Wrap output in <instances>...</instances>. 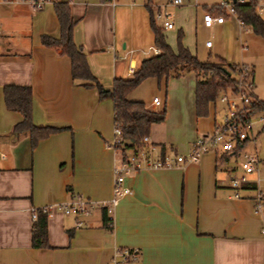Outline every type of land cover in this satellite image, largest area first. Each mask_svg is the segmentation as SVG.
Returning <instances> with one entry per match:
<instances>
[{"label":"crops","instance_id":"0c3cea01","mask_svg":"<svg viewBox=\"0 0 264 264\" xmlns=\"http://www.w3.org/2000/svg\"><path fill=\"white\" fill-rule=\"evenodd\" d=\"M68 2L75 19L73 42L104 88H110L114 77L129 76L152 54L148 7L154 16L159 6L169 12L171 28L175 23L181 36L185 18L195 30L213 26L217 39L209 47L200 42L196 57L203 60L206 53L207 60L219 56L247 64L251 93L258 97L252 64L243 56H231L235 47L242 55H248L244 52L251 45L264 50V39L233 14L224 13L221 23L205 26L202 14H220L218 0H182L176 5L166 0ZM155 24L162 31L171 29ZM0 28V264H108L116 247L137 248L136 257L124 264H264V212L252 211V191L232 195L216 150L196 161L130 171L124 177L130 192L118 198L110 228L102 225L99 206L80 216L76 225L75 217L52 205L46 214L47 246L33 247L32 210L73 196L109 198L120 150L105 144L114 127L112 100L71 76L69 57L60 45L41 42L42 35L59 34L51 0L40 8L27 0H0ZM10 83L30 87L34 124L62 128L33 146L27 133L12 132L21 115L3 103L2 86ZM193 89L194 74L188 71L166 79L145 77L126 93L148 109L165 108L164 119L151 124L147 134L153 158L186 154L194 138L219 120L224 108L215 101L208 102L206 114L195 115ZM153 96L160 98L158 106H152Z\"/></svg>","mask_w":264,"mask_h":264},{"label":"trees","instance_id":"16d2710c","mask_svg":"<svg viewBox=\"0 0 264 264\" xmlns=\"http://www.w3.org/2000/svg\"><path fill=\"white\" fill-rule=\"evenodd\" d=\"M52 8L59 26L57 37L41 36L46 45H60V51L70 60V74L74 78L86 80L85 85H93L99 97L112 100L113 124L120 130L123 147L139 144L142 136L147 135L153 123L164 119L165 108L152 110L144 106L141 100H131L126 93L148 76L177 77L185 72L194 74V112L196 116L206 114L209 101H215L218 93L231 87L234 83V70L237 63H230L216 56L215 60H199L195 54L181 42V33L176 34V47L172 48L166 41L162 27L155 24L152 9L149 10V25L153 33V44L159 53L142 58L127 77H114L110 88H104L90 73L85 55L80 47L73 42L72 28L75 19L70 14L68 0H51ZM256 0L233 3V14L243 24L249 25L253 33L264 39V19L255 12ZM147 5V4H146ZM148 6V5H147ZM220 8V7H219ZM224 14L222 8L217 12ZM251 94L249 115L264 109V100ZM2 98L6 108L15 110L21 115L13 123L12 132L27 133L30 146L48 133L62 128L50 124L36 125L31 120V90L28 85L5 84L2 86ZM230 154L222 152L218 160H226ZM249 184V185H248ZM242 184V188L251 189L253 184ZM35 218L30 228V241L33 247L47 246L46 213L40 208L34 210ZM102 225L110 228L108 218L102 210Z\"/></svg>","mask_w":264,"mask_h":264},{"label":"built area","instance_id":"2783aa9c","mask_svg":"<svg viewBox=\"0 0 264 264\" xmlns=\"http://www.w3.org/2000/svg\"><path fill=\"white\" fill-rule=\"evenodd\" d=\"M27 1L33 7L40 8L50 0ZM244 1L246 0H218L217 6L222 8L224 13L233 14V3ZM181 2L182 0H166L165 4L176 5ZM255 12L258 15H264V0H256ZM154 18L161 19L163 28H171L173 25L169 18V12L159 6H156ZM223 20L222 14H211L208 11L202 14V21L205 26L221 23ZM204 44L208 47L211 46V40H205ZM159 51L158 47H151L152 54L159 53ZM234 71L233 85L220 91L217 95L218 102L224 108L219 120L214 123L211 131L194 138L186 154H163L153 158L151 156L153 146L148 142L147 135L141 137L139 144L133 147H123L120 130L114 125L111 140L105 144L112 149L120 150V157L112 166L113 179L109 198L92 200L86 197L73 196L55 204L41 206L40 209L47 214L51 206L54 205L64 214L75 217V224L79 225L81 223L80 216L86 215L93 207L99 206L104 210L108 218V224L111 225L112 211L118 198L130 192V188L124 183V177L130 171L142 168L174 166L184 161H196L202 153L208 150H216L219 154L228 152L229 156L237 157L234 164L225 167V171L229 172L228 183L232 189V195L239 197L240 190L252 191V211L262 214L264 207V176L261 178L259 171L264 166V159H260L255 150L253 115L248 114L251 99V71L249 66L242 62L236 64ZM151 104L152 106H158L160 98L153 96ZM258 119L261 120L262 116H259ZM261 182L263 183L262 186ZM244 183H251L253 187L251 189L242 188ZM31 217L32 220L35 218L34 210L31 212ZM261 231H264V227ZM136 254L137 248L135 247H116L108 264H124L128 259H134Z\"/></svg>","mask_w":264,"mask_h":264},{"label":"rangeland","instance_id":"374dc122","mask_svg":"<svg viewBox=\"0 0 264 264\" xmlns=\"http://www.w3.org/2000/svg\"><path fill=\"white\" fill-rule=\"evenodd\" d=\"M181 17H184V13H180ZM264 19V15H260ZM186 19V25L181 28L182 30V36L181 40L182 43L185 45H189V49L194 53L195 47H197V51H200V42L203 43L204 39L207 37L211 40V42L214 43V41L217 39V36L215 34V31L213 30V26L209 27L207 29H201L197 28L195 30L193 22H190L188 18ZM155 22L158 24H161V20L158 18H155ZM177 26H175L171 29H164V35L167 43L171 45L172 47H176V31ZM222 50V46H221ZM241 50L238 49V47H235L233 55L231 56L232 59L238 60L240 59V56H243V59L250 62L252 64L253 69V91L258 96V98L264 100V50H261L260 46L251 45L249 46V50L244 52L248 55L243 54L242 55ZM149 54V52H147ZM195 54V53H194ZM206 53L203 54V60H207ZM249 63V64H250ZM250 64V65H251ZM163 90V89H162ZM161 95V93H159ZM216 106L220 107V102H218L217 97L215 98ZM262 116V119L259 120L258 117ZM252 122H253V132H254V146L255 150L257 152V155L260 159H264V109L259 110L252 116ZM257 131V132H256ZM234 156H229L226 160H218L220 169L224 171V175L228 181V175L229 172L225 171L224 168L226 166H231L235 163ZM228 160V161H227ZM222 173V172H221ZM259 176L262 178L264 176V166L260 168ZM261 182V186H262ZM264 202V200H263ZM264 212V208H263Z\"/></svg>","mask_w":264,"mask_h":264}]
</instances>
